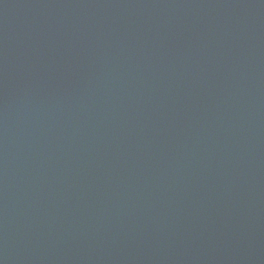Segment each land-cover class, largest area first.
Returning <instances> with one entry per match:
<instances>
[{
  "label": "water",
  "instance_id": "water-1",
  "mask_svg": "<svg viewBox=\"0 0 264 264\" xmlns=\"http://www.w3.org/2000/svg\"><path fill=\"white\" fill-rule=\"evenodd\" d=\"M0 264H264V0H0Z\"/></svg>",
  "mask_w": 264,
  "mask_h": 264
}]
</instances>
